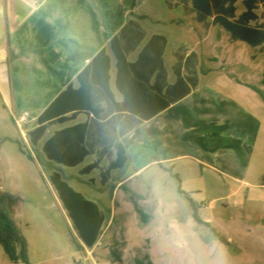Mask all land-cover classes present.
<instances>
[{"label": "rangeland", "instance_id": "obj_1", "mask_svg": "<svg viewBox=\"0 0 264 264\" xmlns=\"http://www.w3.org/2000/svg\"><path fill=\"white\" fill-rule=\"evenodd\" d=\"M237 7L239 15L245 9L242 0ZM257 13L256 23H264V4ZM173 19L175 46L186 43L196 50L204 72L226 73L246 86L233 80L208 84L205 79L199 92L161 116L162 126L151 124L149 128L148 124L139 129V147L146 153L159 156L168 150L166 144L173 143L177 152L195 154L207 163L193 166L203 178L194 184L197 188L185 193L170 164H166L169 172L152 167L128 183L135 193L125 187L127 199L138 196L149 201L140 204L149 215L148 222L137 214L136 227L131 220L128 223L130 245L124 222L133 211L120 208L117 202L102 205L107 220L98 246L87 248L90 257L59 202L50 174L59 171L90 199L103 187L102 192L108 194L109 185L101 184L98 170L82 175L78 168L67 170L50 162L42 152V141H31L34 125L26 123L23 134L0 101V209L10 212L25 237L30 264H134L135 257L146 254L153 264H190L191 260L197 264H264V100L258 92L264 94V45L232 42L219 26L205 30L184 15L181 7L173 10ZM117 97L121 99L119 93ZM177 118L186 130L175 125ZM164 121L173 137L155 135V129L165 127ZM56 128L51 127L46 135ZM5 195L13 201L1 198ZM194 210L209 224L197 222ZM173 224L188 233L185 238L194 255L174 246L173 239L178 237ZM114 247L122 263L112 256ZM0 264H12L1 244Z\"/></svg>", "mask_w": 264, "mask_h": 264}, {"label": "crops", "instance_id": "obj_2", "mask_svg": "<svg viewBox=\"0 0 264 264\" xmlns=\"http://www.w3.org/2000/svg\"><path fill=\"white\" fill-rule=\"evenodd\" d=\"M177 7H181L184 15L191 16L205 30L218 26L206 27L204 23L199 22L196 13L192 10L191 0H0V101L13 120L15 116L28 111L30 115L27 123L34 125L32 130L39 126L38 117L62 91L69 85L74 88L79 87L78 75L102 50H105L111 59L112 91L117 101H123L124 96L116 87V58L111 49V40L119 34H122L129 50L128 60L133 63L140 60L148 63V70L152 69L150 84L161 93L173 96L187 88L191 89L188 94L149 120L139 122L135 115L121 114L115 119L110 132H104L102 124L108 118H94L93 114L83 112L66 123L52 124L36 143L42 141L44 154L45 142L57 131L84 122L94 126L87 139L90 154L77 166L66 167L67 170L78 168L81 174L87 165L99 161L97 168L82 175H91L98 170L101 174V184L109 185L107 190L109 193L102 192L103 187L99 194H94L91 196L92 199H88L96 202L100 208L107 204L114 206L117 202L120 208L124 207L128 212L130 209L133 211L131 218H127L124 222L128 245L132 241L128 223L131 220L130 223L135 226L133 222L137 218L132 198L139 205L149 203L148 197L132 196L130 200L127 199L125 187L132 190L128 183L152 167H159L163 172H169L167 165L170 164L185 193L186 190L197 188L194 184H198L203 178L193 166L207 163L195 154L177 152L172 146L173 143L166 144L168 150L159 156L156 153H146L145 148L139 147L141 144L139 129L148 124L149 128L151 124L155 127L162 126L161 116L199 92L205 79L208 84L215 81L225 84L231 80L235 81L226 73L211 75L209 71L204 72L201 69L199 53L189 49L186 43L175 46L173 10ZM178 79L182 80L178 85L179 89H174ZM118 93L121 99L117 97ZM106 105L102 103V106ZM181 121L177 118L175 125H180L182 131L186 130ZM53 126L57 128L46 135ZM164 126V128H154L157 131L155 135L173 137L172 128L168 127L166 121ZM190 128L193 129L195 126L190 125ZM174 141L176 145H181L178 144L181 140ZM117 142L125 146L128 162L124 168L110 171L109 165L117 157ZM108 159L107 166H104L103 163ZM127 168L130 169L128 173L122 172ZM62 176L66 181L68 180L64 175ZM57 196L62 204L59 195ZM108 198L110 202L106 203ZM114 215L113 211L111 220ZM98 243L99 241L90 249L94 250ZM81 245L90 255L88 247L82 242ZM122 261L123 259L120 262Z\"/></svg>", "mask_w": 264, "mask_h": 264}, {"label": "trees", "instance_id": "obj_3", "mask_svg": "<svg viewBox=\"0 0 264 264\" xmlns=\"http://www.w3.org/2000/svg\"><path fill=\"white\" fill-rule=\"evenodd\" d=\"M239 0H191L196 19L206 27L218 25L222 27L233 41H243L252 47L264 45V23L257 24V9L264 0H242L244 11L237 14ZM111 49L116 58V87L124 99L119 102L111 88V59L105 50L100 51L78 75L79 87L69 85L62 91L38 117L39 126L30 132L31 141L36 144L45 134L47 128L54 123H66L77 117L79 113H91L94 118H108L102 125L104 132H110L115 119L125 113L138 117V121L149 120L170 104L176 102L190 92V88L174 94L165 95L150 84L148 63L130 62L129 50L123 41L122 34L111 40ZM149 71V74H148ZM174 89H179V83ZM264 84V77L262 80ZM264 100V94L259 90ZM106 103V106H102ZM70 114V115H69ZM92 128L89 123H78L57 131L43 146L44 154L50 161L65 166H77L90 154L87 139ZM117 157L109 165V170L124 168L128 162V154L121 142L116 143ZM99 166V161L87 165L81 174H88ZM50 181L55 186L63 207L71 218L79 239L88 248H93L99 241L106 222V213L100 206L75 190L56 170L50 174ZM182 193H184L182 191ZM187 196V195H186ZM8 198L13 201L11 195ZM134 209L143 222H148L149 215L143 211L138 202L132 198ZM194 219L202 221L194 210ZM221 240L224 237L220 236ZM0 244L9 256L12 264H30L25 237L10 212L0 209ZM115 260L122 256L117 249L111 248ZM134 264H153L149 255L135 257Z\"/></svg>", "mask_w": 264, "mask_h": 264}, {"label": "clouds", "instance_id": "obj_4", "mask_svg": "<svg viewBox=\"0 0 264 264\" xmlns=\"http://www.w3.org/2000/svg\"><path fill=\"white\" fill-rule=\"evenodd\" d=\"M171 227L175 230L176 237H178V238L173 239L174 246L178 249H188L189 254L194 255V253H192V250L189 246V241L185 238L188 233H185V231L179 225L173 224V225H171ZM185 227H187L189 229V232H190L191 226L187 225ZM190 264H197V262L195 260H191ZM220 264H226V261H221Z\"/></svg>", "mask_w": 264, "mask_h": 264}, {"label": "built area", "instance_id": "obj_5", "mask_svg": "<svg viewBox=\"0 0 264 264\" xmlns=\"http://www.w3.org/2000/svg\"><path fill=\"white\" fill-rule=\"evenodd\" d=\"M29 112L25 111L21 115L15 116L14 121L18 128L21 130V132L24 134V125L27 123L29 118ZM80 264H83L82 262Z\"/></svg>", "mask_w": 264, "mask_h": 264}]
</instances>
